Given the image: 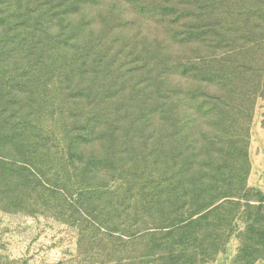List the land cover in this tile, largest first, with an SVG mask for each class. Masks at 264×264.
<instances>
[{"label": "trees", "instance_id": "obj_1", "mask_svg": "<svg viewBox=\"0 0 264 264\" xmlns=\"http://www.w3.org/2000/svg\"><path fill=\"white\" fill-rule=\"evenodd\" d=\"M161 2H137L146 22L126 38H111L106 10L101 42L76 19L82 5L98 13L94 0H40L39 22L29 10L0 24V176L70 228L76 264L116 263L111 234L133 245L120 264H199L243 219L251 264L264 258V215L244 216L240 200L264 100V0Z\"/></svg>", "mask_w": 264, "mask_h": 264}, {"label": "rangeland", "instance_id": "obj_2", "mask_svg": "<svg viewBox=\"0 0 264 264\" xmlns=\"http://www.w3.org/2000/svg\"><path fill=\"white\" fill-rule=\"evenodd\" d=\"M5 1V2H4ZM35 2L33 4L32 2ZM94 0V8H98V13L89 16L87 10L89 5L80 7L79 15L76 19L94 22L90 28H93L88 40H103L98 32L100 23L108 22L106 10L114 9L112 15L111 31L112 37L121 35L129 37L136 31L137 24L143 22L144 13H135L137 2L147 1V6H161V0ZM136 2V3H134ZM0 11L7 12L0 16L4 21H28V15L18 17L22 13H28L32 10V21L39 22L41 4L40 0H0ZM150 3V4H149ZM32 6V7H31ZM31 7V8H30ZM167 12H181L183 6L179 0H173L170 4L165 5ZM8 8V9H7ZM18 14L16 17H10L12 14ZM177 14L174 16H180ZM87 16V17H86ZM9 17V18H8ZM170 18V17H166ZM24 19V20H23ZM136 21L138 23H136ZM78 22V21H76ZM83 22V21H81ZM134 22V23H131ZM130 23V25H129ZM122 28H115L116 26ZM152 31V29H151ZM105 36L108 34L105 33ZM92 58H95L93 56ZM98 62L107 61L103 57L98 58ZM264 112V100H258L250 125V142L248 147V158L250 162V170L247 177V186L251 189L249 202L244 199L240 202L244 205L246 212L244 216L252 218L255 215H264V202L259 203L258 200H264V127L262 125V113ZM10 179L0 176V264H76L77 253L76 236L74 233L70 235V228L62 222L45 217L38 208H30L26 206V199H19L14 191V186H23V181L17 183L9 182L7 187L4 182ZM105 202L108 201L104 197ZM106 219V218H105ZM109 220V219H108ZM245 220H237L236 229L229 235L226 243L211 259L205 260L199 264H246L241 260L239 233L246 226ZM115 228L118 225L115 223ZM107 240L112 244L115 251L110 252L109 260H117L114 264H120L118 260L122 258V252L125 248L131 252L133 245L129 242L127 246H123L119 236L111 234ZM108 242L105 244L108 245ZM144 239L137 240L134 244L137 247L143 244ZM107 252V250H106ZM79 258V257H78ZM79 260V259H78ZM251 264H264V258L255 259Z\"/></svg>", "mask_w": 264, "mask_h": 264}]
</instances>
